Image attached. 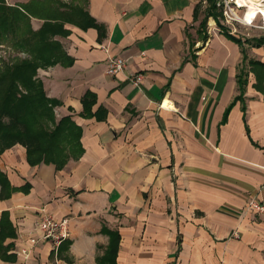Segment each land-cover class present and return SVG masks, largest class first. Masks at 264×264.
I'll return each mask as SVG.
<instances>
[{
    "label": "crops",
    "instance_id": "crops-1",
    "mask_svg": "<svg viewBox=\"0 0 264 264\" xmlns=\"http://www.w3.org/2000/svg\"><path fill=\"white\" fill-rule=\"evenodd\" d=\"M203 2L88 0L106 34L67 24L60 39L74 62L39 73L62 101L57 117L83 127V153L60 168L31 165L21 143L1 154L11 185L32 186L0 196V224L6 214L15 230L0 264H101L114 232L116 264H264V212L248 207L264 200L263 95L246 91L248 134L236 100L242 47L205 28ZM111 56L127 62L116 75ZM88 90L104 119L82 115ZM42 209L69 219L57 250L40 237Z\"/></svg>",
    "mask_w": 264,
    "mask_h": 264
},
{
    "label": "trees",
    "instance_id": "trees-1",
    "mask_svg": "<svg viewBox=\"0 0 264 264\" xmlns=\"http://www.w3.org/2000/svg\"><path fill=\"white\" fill-rule=\"evenodd\" d=\"M207 1L210 3L208 15L214 16L217 0ZM33 18L42 19V25L35 28ZM68 23L83 29L96 27L100 39L106 34V26L90 13L88 0H27L15 4L0 0V48L4 47L6 52L10 48V52L13 50L25 54L8 62L0 56V156L7 148L21 143L26 147L27 159L31 165L46 162L60 168L70 159L81 157L84 149L81 141L83 127L74 120L72 114L57 117L55 107L62 101L50 97L43 80L39 78L40 68L58 63L69 66L74 62L60 39L72 32ZM221 30L239 43L245 61L248 56L245 40L228 29ZM258 41L255 40V43L259 47L263 45L264 41ZM240 69L241 66L237 79L241 92L236 100L243 101L244 121L250 134L246 119L248 106L245 103L247 75H254L253 87L263 95L264 100V60L250 59L249 69L245 74ZM243 74L246 75L245 78ZM82 101L83 116L105 118L106 110L103 107L93 111L97 101L93 91L88 90ZM229 110L230 107L227 113ZM31 186L29 182L20 187L12 186L6 173L0 169L1 197H9L16 190L27 192ZM0 226V242L8 235H15L6 214L3 215ZM118 238L117 232L112 233V242L106 254L98 258L101 264H116Z\"/></svg>",
    "mask_w": 264,
    "mask_h": 264
},
{
    "label": "rangeland",
    "instance_id": "rangeland-1",
    "mask_svg": "<svg viewBox=\"0 0 264 264\" xmlns=\"http://www.w3.org/2000/svg\"><path fill=\"white\" fill-rule=\"evenodd\" d=\"M201 8L202 9L200 15L202 18H206V22L204 23L206 29L208 28L212 31L214 29L217 30V28L219 27L225 28L245 40V46L248 56L245 61L242 59V63L239 64V66H241L240 70L243 71L244 74L249 69L250 59L256 58L264 60V17L261 14H258L257 17H255V19L253 20V22H246V20H243L244 14L246 12V6H239L236 0H217L216 9L213 10L214 16L211 17L208 15L210 9L209 1L204 0ZM255 40H261L263 42V45L259 47L255 43ZM3 48H0V56H2V60H4L5 62L13 60V58L16 56L23 57L25 55L21 52L17 53L13 50H11L10 52V48H8V52H6L7 49ZM244 74L243 78L246 77V75ZM247 77L248 84L246 91L250 90V87H253V83L255 80V77L252 73L247 75ZM39 78H41L40 73ZM252 89L255 88L253 87ZM237 91L240 92V89L238 88ZM246 96L247 92H245V97Z\"/></svg>",
    "mask_w": 264,
    "mask_h": 264
},
{
    "label": "built area",
    "instance_id": "built-area-1",
    "mask_svg": "<svg viewBox=\"0 0 264 264\" xmlns=\"http://www.w3.org/2000/svg\"><path fill=\"white\" fill-rule=\"evenodd\" d=\"M127 65L126 59L121 56H111L108 58L107 72L110 75H116L125 69ZM134 83L138 84L142 82V74H136L131 78ZM249 208L257 212H264V200L258 198H253L250 200ZM38 219V230L42 240L48 241L51 243L53 248L57 250L61 244L68 238L70 235L69 230V219L68 218H57L54 215L46 212L44 209L41 210ZM22 252L25 254L29 253V250L26 248L22 249Z\"/></svg>",
    "mask_w": 264,
    "mask_h": 264
},
{
    "label": "bare ground",
    "instance_id": "bare-ground-1",
    "mask_svg": "<svg viewBox=\"0 0 264 264\" xmlns=\"http://www.w3.org/2000/svg\"><path fill=\"white\" fill-rule=\"evenodd\" d=\"M239 6H246V12L244 14V19L246 22L255 19L258 14L264 17V0H236Z\"/></svg>",
    "mask_w": 264,
    "mask_h": 264
},
{
    "label": "clouds",
    "instance_id": "clouds-1",
    "mask_svg": "<svg viewBox=\"0 0 264 264\" xmlns=\"http://www.w3.org/2000/svg\"><path fill=\"white\" fill-rule=\"evenodd\" d=\"M249 23L251 22V20L249 19V21H248Z\"/></svg>",
    "mask_w": 264,
    "mask_h": 264
}]
</instances>
